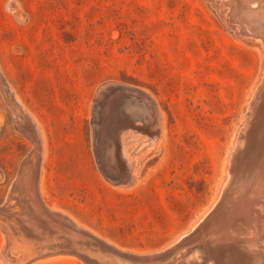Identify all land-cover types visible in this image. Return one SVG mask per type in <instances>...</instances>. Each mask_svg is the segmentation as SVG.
<instances>
[{
    "label": "rangeland",
    "instance_id": "1",
    "mask_svg": "<svg viewBox=\"0 0 264 264\" xmlns=\"http://www.w3.org/2000/svg\"><path fill=\"white\" fill-rule=\"evenodd\" d=\"M231 1L0 0V264H90L104 253L81 249L82 259L59 249L63 234L22 228L10 191L34 148L46 204L116 249L162 251L192 232L264 85V41L232 20ZM108 85L143 91L160 115L155 140L123 130L124 182L98 157L95 103ZM16 107L40 128L37 149ZM189 242L160 264H199L201 246Z\"/></svg>",
    "mask_w": 264,
    "mask_h": 264
},
{
    "label": "bare ground",
    "instance_id": "2",
    "mask_svg": "<svg viewBox=\"0 0 264 264\" xmlns=\"http://www.w3.org/2000/svg\"><path fill=\"white\" fill-rule=\"evenodd\" d=\"M256 2L258 5H255V8L249 4L250 1L248 3V0H232L230 15L232 20L240 23L246 33L259 36L264 41V0H256ZM126 88L125 92L124 87L120 85L104 86L100 89L95 103V107L100 109L99 113H102L98 116L99 113L95 110L94 117L97 128L96 139L99 138V163L109 179L116 182L126 181L129 169L123 154L121 137L125 127L130 125L146 131L151 141L158 137L160 129L159 109L155 101L141 90ZM141 96L146 98L145 102L141 100ZM255 99L257 100L253 102L252 115L246 119L244 127L236 138V144L229 158L227 180L223 183L219 196L211 209L203 214L204 217L198 220L195 227L193 226L192 232L183 235L177 243L176 239L173 246L148 253L122 251L50 208L42 198L40 186L38 189L39 161L34 154L35 148L20 164L16 178L13 184L11 183V196L18 202L16 215L19 223L22 224V228L35 236L40 237L42 233L52 236L63 234L67 241L59 243V249L66 252L74 251L82 259L86 257L80 250L96 245L105 250L129 254L139 258L138 261H144V264H160L175 251L180 250L184 244L194 240L201 246L203 253V259L199 264H264V85L257 92ZM149 103L153 105L149 106ZM118 105L122 107L130 105L132 109L124 113L125 115L116 117L115 109ZM15 112L20 126L37 149L41 143L40 128L37 127L36 130L17 107ZM139 114L145 119L142 127L139 126V121L135 120L140 116ZM197 251L194 252L198 254ZM15 256L18 258L19 255ZM172 264H181V262Z\"/></svg>",
    "mask_w": 264,
    "mask_h": 264
},
{
    "label": "water",
    "instance_id": "3",
    "mask_svg": "<svg viewBox=\"0 0 264 264\" xmlns=\"http://www.w3.org/2000/svg\"><path fill=\"white\" fill-rule=\"evenodd\" d=\"M252 2L253 1H251V3ZM257 5H258V3H257ZM254 7L256 8V6H254ZM88 248H95L101 252H104V253H98V254L94 255V256H96V259H94V261H96V263L93 261H91V262H93L95 264H144V261H138V260H140L139 258H135L129 254L111 251L108 249L105 250V249H102L96 245L95 246L93 245L91 247H87V249ZM84 256L88 257V254H85ZM91 257H93V255ZM91 257H89V258H91Z\"/></svg>",
    "mask_w": 264,
    "mask_h": 264
}]
</instances>
